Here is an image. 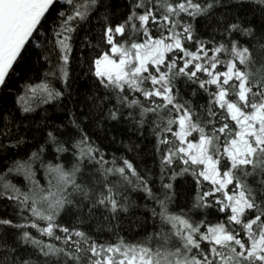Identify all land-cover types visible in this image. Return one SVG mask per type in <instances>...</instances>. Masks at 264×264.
I'll use <instances>...</instances> for the list:
<instances>
[{"label":"snow or ice","instance_id":"1","mask_svg":"<svg viewBox=\"0 0 264 264\" xmlns=\"http://www.w3.org/2000/svg\"><path fill=\"white\" fill-rule=\"evenodd\" d=\"M0 264H264V0H0Z\"/></svg>","mask_w":264,"mask_h":264}]
</instances>
